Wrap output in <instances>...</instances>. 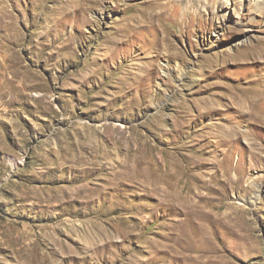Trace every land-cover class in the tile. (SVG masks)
I'll use <instances>...</instances> for the list:
<instances>
[{
  "label": "rangeland",
  "instance_id": "obj_1",
  "mask_svg": "<svg viewBox=\"0 0 264 264\" xmlns=\"http://www.w3.org/2000/svg\"><path fill=\"white\" fill-rule=\"evenodd\" d=\"M0 264H264V0H0Z\"/></svg>",
  "mask_w": 264,
  "mask_h": 264
}]
</instances>
